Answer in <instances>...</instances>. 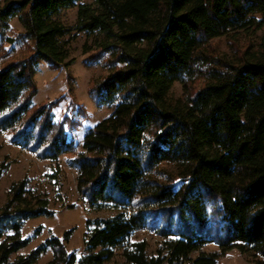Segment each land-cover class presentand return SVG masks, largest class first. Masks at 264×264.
<instances>
[{
  "label": "trees",
  "instance_id": "trees-1",
  "mask_svg": "<svg viewBox=\"0 0 264 264\" xmlns=\"http://www.w3.org/2000/svg\"><path fill=\"white\" fill-rule=\"evenodd\" d=\"M80 1L5 0L0 50L15 42L6 32L17 18L32 55L0 67V132L40 160L73 155L80 196L120 212L87 221L81 257L66 248L69 231L11 262L30 244L25 222L55 215L26 179L14 182L0 212V264H36L49 250V264H109L120 249L127 264H218L233 250L264 264V43L237 61L208 50L232 30H261L264 0H94L95 8L79 6L73 29L51 19ZM72 31L101 36L89 64L104 60L109 73L92 81L90 96L113 106L86 133L83 152L69 135L80 122L55 120L60 97L33 103L35 68L66 69L70 52L60 39ZM198 78L204 83L194 91ZM175 82L184 103L169 98ZM142 227L167 239L165 252L150 257L146 241L130 242ZM208 244L219 250L202 251Z\"/></svg>",
  "mask_w": 264,
  "mask_h": 264
},
{
  "label": "rangeland",
  "instance_id": "rangeland-1",
  "mask_svg": "<svg viewBox=\"0 0 264 264\" xmlns=\"http://www.w3.org/2000/svg\"><path fill=\"white\" fill-rule=\"evenodd\" d=\"M91 5L94 0H82L71 8L60 10L52 16V20L61 23L67 29H73L77 24L78 9L80 5ZM5 0H0V11L4 8ZM11 31L6 32L8 37L15 38L12 44L5 43L0 50V67L5 63L22 60L32 55V43L23 41L21 35L25 29L17 18L9 23ZM98 34L89 35L85 32L72 31L61 38L69 48L70 65L66 69L55 70L45 62L35 68L34 80L37 86V95L33 99L34 105L54 101L60 97V105L54 109L56 121L64 117L73 118L80 122V126L69 131L70 138L75 139L77 149L83 152V142L86 133L109 118L113 113V106L98 107L90 96V86L93 80L103 78L109 73L105 61L89 64V58L95 53L97 44L101 41ZM264 27L251 35L246 29L230 31L228 36L214 39L208 46L209 53L221 59L237 61L238 57L249 47L252 52L263 50ZM203 78H198L193 86L194 91L202 88ZM63 96V97H62ZM169 98L174 103H184L186 95L180 82H175L170 90ZM83 108L84 113L80 111ZM73 155H65L57 161L40 160L36 155L12 144L11 134L0 132V168L5 170L0 179V212L8 200L10 187L14 182L26 179L28 191L31 196H42L49 200V208L55 211L51 218L40 217L25 222L21 232L22 237L30 239V244L12 255L11 262L19 256H27L38 246L52 236L64 238L66 232L72 231L66 248L69 253H76L78 257L87 254L84 247L87 221L108 219L120 212L112 204L91 206L83 199L77 188V170L69 165ZM165 169L174 171L170 166ZM146 241L147 253L150 257L157 256L159 250L165 252L167 239L159 236L148 227L137 229L131 243ZM219 250L216 244L203 247L204 252ZM233 258L228 257L220 264H257L253 256L242 255L238 250H233ZM198 252L192 257L198 256ZM242 255V256H240ZM53 259V252L49 250L43 254L36 264H49ZM109 264H127L122 256V250L116 252L115 258ZM167 264V263H165Z\"/></svg>",
  "mask_w": 264,
  "mask_h": 264
},
{
  "label": "crops",
  "instance_id": "crops-1",
  "mask_svg": "<svg viewBox=\"0 0 264 264\" xmlns=\"http://www.w3.org/2000/svg\"><path fill=\"white\" fill-rule=\"evenodd\" d=\"M215 252H217V251H215ZM232 252H233V251H230V252H228L226 255H224V256L219 260L218 264H220L221 261H223L224 259H227V258L230 257L231 255H233ZM242 255H243V254H242ZM242 255H240V256H242ZM230 258H233V256L230 257Z\"/></svg>",
  "mask_w": 264,
  "mask_h": 264
}]
</instances>
